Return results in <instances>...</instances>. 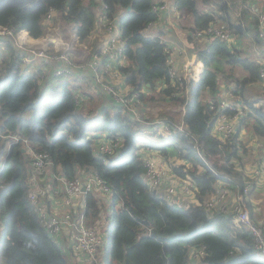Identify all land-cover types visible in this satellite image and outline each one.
<instances>
[{
	"label": "trees",
	"instance_id": "obj_1",
	"mask_svg": "<svg viewBox=\"0 0 264 264\" xmlns=\"http://www.w3.org/2000/svg\"><path fill=\"white\" fill-rule=\"evenodd\" d=\"M152 1L0 0V26L12 32V36L6 35V50L0 51V157L4 156L0 169V264H78L62 253L30 205L27 180L31 157L27 146L49 154V177L60 174L72 179L89 171L110 188L109 201L94 192L84 196L85 221L95 224L105 216L104 229L109 226L100 256L102 264H244L248 258L257 264L250 232L233 226L231 216L226 214L209 216L204 203L214 194L219 180L228 189L240 187L245 165L253 159L252 140L264 144L261 62L239 45L245 37L264 47V38L257 31V14L250 12V0H172L180 17L185 15L182 27L203 63L195 80L190 74L169 75L166 43L148 30L158 18ZM50 10L60 22L72 25L79 42L88 45L101 14L116 18L125 58L119 71L129 86L128 92L138 91L145 104L156 96L160 101L177 103L182 107L179 122L188 135L176 132L165 137L150 130V120H137L130 111H122L120 105L93 87L88 74L55 77L59 78L58 84L44 92L41 84L48 76L54 77L52 71L42 66L36 70L23 66L21 48L13 45V37L22 30L34 38L44 36V17ZM219 23L232 35L230 42L217 36L205 40L198 34ZM98 52L97 43L87 52L67 51L74 59L81 55L79 62L88 61ZM87 79L90 82L84 88ZM91 87L99 96L91 95ZM224 90L247 111L243 110L232 136L219 138L211 133L218 114L236 112L229 107L219 108L218 96L222 98ZM97 97L105 103L91 106L82 101ZM163 120L170 126L179 123L172 117ZM244 128L249 134L239 138ZM102 132H107L108 138L119 139L120 145L111 154L95 150ZM150 136L164 142L154 143ZM139 147L156 150L165 158L183 159L186 163H169L178 175L193 179L198 203L187 207L167 204L146 185L142 178L146 167ZM109 202L112 214L108 221ZM199 249L204 254L192 263L189 254Z\"/></svg>",
	"mask_w": 264,
	"mask_h": 264
},
{
	"label": "built area",
	"instance_id": "obj_2",
	"mask_svg": "<svg viewBox=\"0 0 264 264\" xmlns=\"http://www.w3.org/2000/svg\"><path fill=\"white\" fill-rule=\"evenodd\" d=\"M169 8L178 11L174 4L171 6L169 0L152 1V10L157 13ZM256 14L258 17V35L264 38V8H261ZM54 16L55 11L50 10L44 17V23L47 25L52 22ZM96 21L104 25L108 33H111L115 28L118 30V34L112 35L110 41L105 43L101 50L99 49L98 53H94L88 61L79 62L71 58L67 53L68 45L54 49L52 53H49L48 47L35 48L30 46L29 48H23V52L20 55L22 65L28 70H36L30 68L29 65L35 59H42L52 65L54 64L52 70L54 77L60 76L63 78L73 73L88 74L94 81L93 87H96L98 91L105 93L109 99L120 105L123 109L122 111L128 110L134 115L135 119L140 120L142 117L138 112L139 109L144 107V103L140 99L139 92L129 93L128 90L122 91L112 80L114 77L121 76L119 67L125 64L118 22L116 18L109 19L105 14H101ZM151 25L152 23L148 28ZM198 34L203 35L202 38L205 40L209 36H217L227 42L232 40V35L220 23L210 26L205 32L199 31ZM6 35L12 36V32L0 26V51L6 50V44L3 40ZM165 49L168 51L169 75L175 77L182 74V77H187L190 74L194 78L190 70V63L185 64L183 73L177 71L172 57V51L176 50V47L166 43ZM259 76L264 86V60L261 62ZM226 93V96H229L227 91ZM76 101H78V98ZM230 101L220 98L219 108L229 107L235 109L236 112L231 115L218 114L211 127V133L219 138L232 136L237 131L239 117L243 114L244 109L236 105L232 99ZM141 105L142 107H140ZM261 116L264 118V106L261 108ZM148 125L151 127L150 130L165 137H171L176 132L188 135L184 124L181 122L170 126L163 119H153L150 120ZM100 135L95 145V150L98 154H111L120 145L119 139L108 138L107 132H102ZM239 138H241V134H239ZM13 139L17 141L18 137L14 136ZM251 146L255 164L248 167V171L245 170L243 184L237 189L231 190L224 187L223 181L219 180L206 208L209 216L223 213L229 217L231 216L233 226L237 228L245 227L252 236L256 259L264 264V221H255L249 208L252 191L264 190V144L254 138ZM27 151L31 157L29 163L31 173L27 180L28 199L45 231L70 260L76 261L78 264H102L100 261V256L103 252L102 247L107 241V235L110 230L108 229L109 232L105 233L104 226L107 222L105 216L98 219L95 224H88L85 221L83 212L85 206L84 196L88 192H94L109 201L110 188L97 175L89 171L82 172L72 179H67L60 174H54V177L51 178L47 173L52 163L49 154L46 151L35 152L28 146ZM145 159H143L146 167L142 175L143 181L163 201L177 207H187L190 204L198 203L195 192L196 185L191 177L187 175L181 176L169 170L172 174L167 176L168 180L164 184L165 187L159 188L162 183L160 175L166 170L158 173L155 167L158 164L151 158ZM170 177H172V180L169 181ZM173 180L180 186L181 194H189L191 199H188L185 203L179 199L176 195ZM2 229L3 226L0 220V231ZM203 254L202 249L194 250L190 252L189 258L192 263H197Z\"/></svg>",
	"mask_w": 264,
	"mask_h": 264
},
{
	"label": "crops",
	"instance_id": "obj_3",
	"mask_svg": "<svg viewBox=\"0 0 264 264\" xmlns=\"http://www.w3.org/2000/svg\"><path fill=\"white\" fill-rule=\"evenodd\" d=\"M169 3L171 6L173 5L172 0H169ZM254 6L255 9H261L264 8V3L259 4V1L257 0H250L249 8L252 9ZM254 13V12H253ZM256 14V13H255ZM181 12L173 10L171 8L166 9L160 13H158V18L154 22H152V25L148 28L149 32L151 34H159L161 39L167 43L168 45H171L172 47H176V50L172 51V57L174 61V65L177 68L178 72L183 73V67L186 63H190L191 67L190 70L192 71V75L194 76V79L197 80L199 78L200 73L203 70V63L202 61L197 59L196 53H195V46L192 43V41H189L187 38V32L182 27V19L180 17ZM57 15L54 16L53 21L46 25V34L48 33L51 35V40L47 41L46 43H43L46 39V34L44 36L34 38L30 36L27 31L22 30L17 33H15L13 37V45L17 48L19 47V43L22 44L25 47L28 46H46L49 49V53H52L54 49H56L55 46L61 47L60 41L66 43L69 47L68 50L72 54H74L76 51L80 52H87L88 49L92 47L94 43H97L98 48L101 50V47L110 41V38L112 35H117L118 30L115 28L111 33H108L105 29V26L101 23L97 22L95 23L94 30L92 31V34L89 39V45L86 43L79 42L75 36L74 29L72 28V25H66L57 18ZM120 34V32H119ZM4 41H7V37H3ZM49 40V39H48ZM60 40V41H59ZM245 37H243L239 41L240 48L242 49V46L244 45ZM201 43H203V40L199 39ZM8 44V43H7ZM255 44V45H254ZM91 46V47H90ZM46 47V48H47ZM24 48V47H23ZM8 50V45H7ZM23 52V49H21V52ZM253 53L251 54L255 60H258L259 62H262L264 60V47L261 44H256L253 42ZM82 56L78 54L77 59L80 60ZM76 59V56H75ZM76 59V60H77ZM49 64V65H48ZM43 67L47 68L49 72L53 70L54 64L50 65L49 62L42 60V59H35L32 61V63L29 65L30 68L36 69V67ZM50 66V67H47ZM62 80V78H60ZM118 88H120L122 91L128 90V85L124 82V77L118 76L114 77L112 79ZM59 82V78L55 79V77H47L45 81L41 84V89L44 92L50 91L52 87L57 85ZM90 82V79L86 80V83H84L83 87L87 88L88 84ZM223 88V85H221ZM255 88L257 86H254ZM88 91L91 93L92 96H99L98 92L94 90V88L88 89ZM264 94V92H261ZM106 97V94H104ZM227 93L224 90L222 93V99H229V96H226ZM263 96V95H262ZM86 97V96H85ZM83 96V98H85ZM98 98V97H97ZM82 99L85 104L95 106L94 102L97 103V105H101L105 103V99ZM84 104V103H83ZM96 105V106H97ZM141 113H144L142 110H140ZM247 128H244L240 134L244 137L246 136ZM172 166L170 165V168ZM49 169V168H48ZM172 169V168H171ZM260 196L259 194L253 192L250 196V203L249 208L251 209V213L253 218L258 222L259 220L264 221V204L262 202L255 204V197ZM262 260V258H260ZM257 264H263V263H257Z\"/></svg>",
	"mask_w": 264,
	"mask_h": 264
},
{
	"label": "rangeland",
	"instance_id": "obj_4",
	"mask_svg": "<svg viewBox=\"0 0 264 264\" xmlns=\"http://www.w3.org/2000/svg\"><path fill=\"white\" fill-rule=\"evenodd\" d=\"M259 1V4H262L264 3V0H257ZM259 8L258 9H255L254 6L252 7L251 11L250 12H254V13H258L259 12ZM182 21L183 22H186V18H185V15L182 14V17H181ZM249 19V18H248ZM101 21V20H100ZM245 22V21H244ZM222 25V24H221ZM245 25V24H244ZM46 28V27H45ZM50 32V31H49ZM48 32V33H49ZM46 34V39L44 40L43 43H46L47 41H50L51 40V35L49 34ZM49 39V40H48ZM233 39V37H232ZM60 41V40H59ZM61 44V47H64L66 46L67 44L60 41L59 42ZM255 45V44H254ZM22 46V47H20ZM263 46V45H262ZM19 47L21 49L24 48H29L30 46L28 47H25L23 46L22 44L19 43ZM35 48H40L39 46H33ZM44 47H47V45ZM56 49L59 48L58 46H55ZM242 49L249 55H251L253 52V40L251 38H245L244 40V45L242 46ZM252 56V55H251ZM76 59H77V56H76ZM257 89V88H256ZM259 90V89H258ZM260 91V90H259ZM98 99V98H97ZM230 99V98H229ZM231 100V99H230ZM230 100L227 99L228 102H231ZM234 101V100H233ZM97 102V101H96ZM94 102V105L96 106L97 103ZM147 104L144 103V107L141 109L144 113H142L144 116L142 119L146 118L148 120H153V119H164L167 117H172L175 121H180L181 117H182V107L179 106L177 103H173L171 101H160L157 96L155 98H153V100H149V101H146ZM236 105H240L239 101L238 102H235ZM142 107V105L140 106ZM240 107H242V105H240ZM242 109V108H240ZM244 111H247V110H244ZM244 111L242 113H244ZM139 113V112H138ZM141 115V114H140ZM142 117V116H141ZM243 130V129H242ZM241 132V131H240ZM248 131L246 132L245 135H248ZM152 142L154 143H157V144H161L163 143V139L161 138H158V137H153V136H150ZM244 136L241 135V138H243ZM138 151L142 154L143 156V159L146 160L145 158H151L153 159L158 165H155L156 167V170L158 173H160L162 170H166V172H162L161 173V185L159 186V188H163L165 187L164 184L167 183V176H171V171H173L171 168H170V165H169V161L173 160L176 164L178 163H186L183 159L181 158H176L174 156L172 157H167L165 158L162 154H160L158 151L156 150H144V148L142 147H139L138 148ZM174 157V158H173ZM248 161H250L252 159V157H248ZM4 161V156H1L0 157V169H1V166H2V163ZM246 161V162H248ZM245 162V163H246ZM252 164H255V162L253 161V159L245 165V170L248 171V167H250ZM161 165V166H160ZM176 173V172H175ZM177 174V173H176ZM172 180V177H170L169 181ZM174 182V180H173ZM175 184V188H176V195L179 197V199L182 200L183 203H185L188 199H191L190 195H183L181 194L179 188L180 186H178V184L176 182H174ZM264 189V188H263ZM255 192L257 194H259L260 196L258 197H255L254 200L256 201L255 204H258L260 202H262L264 204V190H253L252 193ZM211 197H212V194L207 196L204 200V203L208 206L209 205V201L211 200ZM107 215H108V221L110 219V216L112 214V206H111V203L109 202V205L107 206ZM109 226H106L105 228V233H108L109 232Z\"/></svg>",
	"mask_w": 264,
	"mask_h": 264
},
{
	"label": "clouds",
	"instance_id": "obj_5",
	"mask_svg": "<svg viewBox=\"0 0 264 264\" xmlns=\"http://www.w3.org/2000/svg\"><path fill=\"white\" fill-rule=\"evenodd\" d=\"M247 263H244V264H252L254 262V260L248 258L246 259ZM256 263H261L260 261L256 262Z\"/></svg>",
	"mask_w": 264,
	"mask_h": 264
},
{
	"label": "water",
	"instance_id": "obj_6",
	"mask_svg": "<svg viewBox=\"0 0 264 264\" xmlns=\"http://www.w3.org/2000/svg\"><path fill=\"white\" fill-rule=\"evenodd\" d=\"M218 100L220 101V96H218Z\"/></svg>",
	"mask_w": 264,
	"mask_h": 264
}]
</instances>
